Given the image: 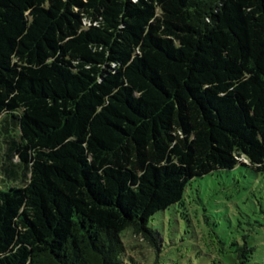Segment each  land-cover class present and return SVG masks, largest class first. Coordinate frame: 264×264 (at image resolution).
<instances>
[{"label": "trees", "instance_id": "obj_1", "mask_svg": "<svg viewBox=\"0 0 264 264\" xmlns=\"http://www.w3.org/2000/svg\"><path fill=\"white\" fill-rule=\"evenodd\" d=\"M239 165L264 172V0H0V264H158L153 217Z\"/></svg>", "mask_w": 264, "mask_h": 264}, {"label": "rangeland", "instance_id": "obj_2", "mask_svg": "<svg viewBox=\"0 0 264 264\" xmlns=\"http://www.w3.org/2000/svg\"><path fill=\"white\" fill-rule=\"evenodd\" d=\"M150 224L164 239L158 264H236L240 254L247 264H264V172L239 165L198 177L184 207L173 205ZM137 239L134 244L153 257ZM245 246L253 251L239 252Z\"/></svg>", "mask_w": 264, "mask_h": 264}]
</instances>
